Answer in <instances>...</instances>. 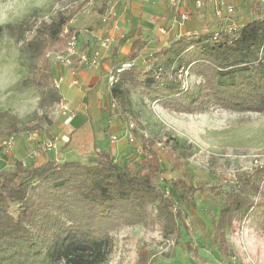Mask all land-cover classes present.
Returning a JSON list of instances; mask_svg holds the SVG:
<instances>
[{
  "label": "trees",
  "instance_id": "1",
  "mask_svg": "<svg viewBox=\"0 0 264 264\" xmlns=\"http://www.w3.org/2000/svg\"><path fill=\"white\" fill-rule=\"evenodd\" d=\"M100 1L96 13L103 15L111 0ZM83 6L81 2L61 12L39 32V39L27 44L37 66L34 82L41 89L42 108L63 99L53 83L51 63L44 58L47 40L58 42L63 53ZM253 7L257 15L234 32L222 31L216 36L215 30L221 27L217 21L212 30L182 35L155 52L154 57L166 58L157 70L134 64L119 73L110 87L113 101L126 111L132 90L141 88L151 99L178 112L219 107L264 114V4ZM40 57L45 59L43 65H38ZM170 63L175 65L177 77L184 68L188 77L200 79L195 90L191 85L184 88L179 77L171 79L175 84L164 79L171 74ZM16 120L0 112L1 137L16 132ZM141 140V162L133 166L120 167L107 151H100L95 162L48 159L36 164L16 159L10 168L0 170V264H106L117 246L114 231L121 227L157 226L164 237L178 239L182 227L188 232L183 211L172 202V195L181 203L192 201L196 194L220 195L214 187L190 185L181 176L166 182L172 190V195L170 190L168 193V187L159 183L166 173L158 157L164 147L145 135ZM166 160L172 171L184 166L183 157L173 150ZM238 181L240 189L224 192L218 213L210 216V245L222 257L232 250L227 233L236 221L250 219L264 233V167L239 175ZM139 253L141 264H151L145 251Z\"/></svg>",
  "mask_w": 264,
  "mask_h": 264
},
{
  "label": "rangeland",
  "instance_id": "2",
  "mask_svg": "<svg viewBox=\"0 0 264 264\" xmlns=\"http://www.w3.org/2000/svg\"><path fill=\"white\" fill-rule=\"evenodd\" d=\"M112 1L109 8H114ZM81 2L84 4L83 11L73 23L81 21L82 28H85L91 22L94 24L104 18L105 13L101 17L96 13L100 0H0V112L17 118V130L12 134L16 136L14 147L7 152L0 146V170L10 168L16 159L38 164L47 157H62L58 145L63 144L59 143L63 140L60 128L53 127L61 124L62 119L51 113V106L42 108L39 105L42 93L34 82L37 66L30 59L27 44L39 39V32L61 12ZM256 3L253 0L236 5V16L241 24L257 15L253 7ZM57 46L58 42L47 40L45 47L48 50L44 55L51 63L55 76L60 65L57 57L61 49ZM45 59L37 58L40 61L38 65H43ZM162 63L153 61L145 67L157 70ZM169 65L171 74L164 79L175 84L176 81L171 79L178 78L177 70L174 64ZM188 78L193 91L200 79L195 75ZM59 90L66 101L74 95L66 81L60 84ZM105 92L108 100L105 97L101 102L104 109L95 136L99 137L97 133L104 132V142L114 146L122 138V144H126L131 153L128 160L133 166L141 162L137 159L142 157L141 135H145L157 146L164 147L159 150L158 157L166 173L160 177L159 183L163 182L168 187V193L170 190L172 195V190L166 182L181 176L190 185L214 187L220 195L217 197L211 192L196 194L192 201L186 199L184 203L172 195V202L183 211L188 232L182 227L178 239L164 237L157 226L154 229L141 225L121 227L114 231L117 246L106 264H141L140 250L148 254L151 264H264V233L250 219L236 221L229 229L227 236L232 250L228 256H220L210 245V216L218 213L221 196L224 192L240 189L239 175H249L255 168L264 167V114L235 112L219 107L196 113L178 112L162 101L151 99L141 88L132 90V102L124 111L113 101L107 80ZM95 120L94 123L98 121ZM130 121L136 124L133 142L127 139ZM115 125L122 127L120 136L110 130ZM101 126L104 128L101 129ZM114 135L118 139H112ZM3 140L4 137L0 136V145ZM51 140L56 142L57 149H36L38 144ZM88 146L89 152L85 151L80 159L95 162L98 158V153L92 151L95 145L90 140ZM35 150H39L38 155H35ZM172 150L183 157L181 170L172 171L166 162L167 154ZM115 159L120 167L124 166L126 161Z\"/></svg>",
  "mask_w": 264,
  "mask_h": 264
},
{
  "label": "crops",
  "instance_id": "3",
  "mask_svg": "<svg viewBox=\"0 0 264 264\" xmlns=\"http://www.w3.org/2000/svg\"><path fill=\"white\" fill-rule=\"evenodd\" d=\"M231 1L236 5L244 2L243 0ZM111 5L116 13L115 20L103 22L100 18L96 23L91 22L85 28H82V22L78 20L72 24L78 31V48L81 51L91 52L99 49L100 37H109L112 42L107 48L102 49L103 57L97 67H84L72 72L71 68L59 65L56 76L62 75L64 81L68 82V87L72 88L74 95L67 101L75 115L70 123H65L64 116H57L62 119L61 124H55L53 127L58 130L60 128V136L63 140L59 143L63 144L58 145L59 149L61 148L62 157L60 159L47 157L41 163L48 159L58 161L80 159L85 151L89 152L88 145L91 140L95 145L92 151L97 153L107 151L113 161L117 157L120 161H126L124 165L131 166L132 162L128 160L131 153L128 146L122 144V138L114 146L104 142V136H102L104 132L97 133L99 137L95 136L96 131L99 130V118L104 109L101 102L105 97L108 100L105 92L107 72L120 62L128 60H135L140 67L153 61H166L164 56L154 57L153 54L167 48L182 35L197 36L212 30L217 24L214 16L216 7L214 0H210L202 12L195 8L192 0H182L178 7L172 6L169 0H114ZM186 9L190 10V18L182 21L179 15ZM161 29L165 32L162 33ZM132 54H136V57L133 58ZM73 79L77 80V85H71ZM95 118L98 121L94 123ZM103 128L101 126V129ZM110 130L113 134L120 136L122 127L115 125L110 127ZM83 144L87 147L84 148Z\"/></svg>",
  "mask_w": 264,
  "mask_h": 264
},
{
  "label": "built area",
  "instance_id": "4",
  "mask_svg": "<svg viewBox=\"0 0 264 264\" xmlns=\"http://www.w3.org/2000/svg\"><path fill=\"white\" fill-rule=\"evenodd\" d=\"M182 0H169L172 6L178 7L180 6ZM210 0H192L193 5L195 8L202 12L205 8L206 4ZM215 1V9H214V16L216 20L221 25L220 28L216 31V36L219 35V32H227L231 33L238 29L242 24L239 22L236 14V4L233 3L231 0H214ZM246 1H253V0H243ZM260 4H264V0H255ZM115 10L114 8L107 7L105 12L104 18H102L103 22H107L109 20H115ZM180 20L186 21L190 18V10L186 9L180 15ZM161 32L164 33L165 30L161 29ZM101 45L99 49L93 50L91 52H84L78 48V34L77 31H74L69 42L67 45V49L63 53H59L57 59L61 66L69 67L72 69V72L78 71L80 68H94L100 65L102 57H103V48H107L112 39L109 37H100ZM136 64L135 60H128L124 62H120L113 68H111L107 72L106 80L108 86L111 87L116 81L117 76L119 73L124 71L125 69H129L130 67ZM188 71L184 68L179 70L178 77L182 80L184 88H187L189 84L188 79ZM64 81V77L62 75L55 76L53 79L54 85L59 88L60 84ZM77 80L73 79L71 81V85H76ZM51 113L55 116H64L65 123H70L71 120L74 118L75 112L70 106V103L64 99L60 100L59 102L55 103L51 106ZM136 128V124L134 121H130L127 127V139L131 142L135 141V134L134 130ZM32 140V137H29ZM112 139H118L115 135L112 136ZM16 143V136L11 135L5 138L1 145L3 146L5 151L11 150ZM41 148L42 150H53L57 149L56 142L52 140L47 142L46 144H38L36 149ZM39 150H35V155H38Z\"/></svg>",
  "mask_w": 264,
  "mask_h": 264
},
{
  "label": "clouds",
  "instance_id": "5",
  "mask_svg": "<svg viewBox=\"0 0 264 264\" xmlns=\"http://www.w3.org/2000/svg\"><path fill=\"white\" fill-rule=\"evenodd\" d=\"M37 99H38V97H37Z\"/></svg>",
  "mask_w": 264,
  "mask_h": 264
}]
</instances>
